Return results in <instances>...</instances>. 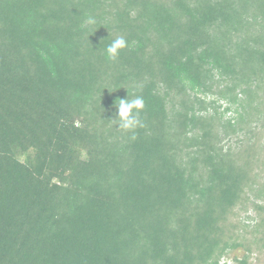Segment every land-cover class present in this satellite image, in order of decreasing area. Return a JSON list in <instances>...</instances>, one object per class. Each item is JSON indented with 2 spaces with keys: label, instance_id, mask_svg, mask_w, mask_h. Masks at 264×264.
Segmentation results:
<instances>
[{
  "label": "trees",
  "instance_id": "obj_1",
  "mask_svg": "<svg viewBox=\"0 0 264 264\" xmlns=\"http://www.w3.org/2000/svg\"><path fill=\"white\" fill-rule=\"evenodd\" d=\"M0 264H264V0H0Z\"/></svg>",
  "mask_w": 264,
  "mask_h": 264
},
{
  "label": "clouds",
  "instance_id": "obj_2",
  "mask_svg": "<svg viewBox=\"0 0 264 264\" xmlns=\"http://www.w3.org/2000/svg\"><path fill=\"white\" fill-rule=\"evenodd\" d=\"M87 23L89 25H94L96 23L95 19L92 17L87 18ZM128 46V42L123 37H117L112 40L110 44L107 45L105 49L106 59L112 61L115 60L121 50ZM118 120L117 124L120 129H123L131 133L130 139L135 141L136 129L143 128L145 125L140 119V113L145 108V100L143 96L137 95L132 99H118Z\"/></svg>",
  "mask_w": 264,
  "mask_h": 264
},
{
  "label": "rangeland",
  "instance_id": "obj_3",
  "mask_svg": "<svg viewBox=\"0 0 264 264\" xmlns=\"http://www.w3.org/2000/svg\"><path fill=\"white\" fill-rule=\"evenodd\" d=\"M242 250H234V251H230L227 253V255L224 257V260L227 261L228 263H231L232 262V259L235 257V256H241L242 255Z\"/></svg>",
  "mask_w": 264,
  "mask_h": 264
}]
</instances>
